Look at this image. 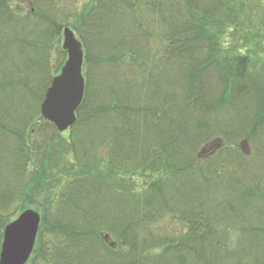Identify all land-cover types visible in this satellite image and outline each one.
I'll use <instances>...</instances> for the list:
<instances>
[{
  "label": "trees",
  "instance_id": "obj_1",
  "mask_svg": "<svg viewBox=\"0 0 264 264\" xmlns=\"http://www.w3.org/2000/svg\"><path fill=\"white\" fill-rule=\"evenodd\" d=\"M58 15L23 17L12 12L10 0H0V36H8L18 54L38 55L10 65L0 58V244L16 213L39 204L42 222L27 264H100L104 258L107 264H244L245 257L261 264L246 252L262 259L264 252L243 239V257L231 256L238 246L232 237L245 234L244 220L238 234L232 226L228 246L214 232L222 218L214 216L213 230L207 217L228 193L236 202L227 207L231 215L239 204L260 209L264 186L223 177L224 168L204 169L197 154L218 135L229 138L226 150L233 152L234 138L243 129L248 139H264V83L258 76L251 79V70L235 69L232 56L221 50L218 33L237 20L234 0H96L73 26L85 48L86 92L68 134L41 116L53 74L38 47L27 42L32 35L21 36L26 27L30 31V22L41 28L32 41L60 34L67 23ZM156 58L162 64L151 72ZM133 67L136 72L128 76ZM234 104L242 113L238 122L229 117ZM48 124L60 146L70 143L73 162L87 172L64 179L55 199L43 198L56 178L44 166L36 173L30 169L33 155L27 143L39 125V131L51 135ZM48 142L53 140L45 142L44 156ZM262 146L255 156H264ZM105 161L128 174L164 165L168 172L139 194L136 183L126 182L134 189L120 190L97 172ZM166 214L183 224L181 233L155 232ZM254 230L264 233V225Z\"/></svg>",
  "mask_w": 264,
  "mask_h": 264
},
{
  "label": "rangeland",
  "instance_id": "obj_2",
  "mask_svg": "<svg viewBox=\"0 0 264 264\" xmlns=\"http://www.w3.org/2000/svg\"><path fill=\"white\" fill-rule=\"evenodd\" d=\"M95 3L96 0H10V9L12 12L23 17L31 14V12L34 14L45 12L49 16H52L53 11H55L59 14L56 17L60 19V22L65 24L67 23V25L73 29L75 24H79L77 23L78 16L89 12ZM234 5L236 6L237 11L236 22L230 27L224 28L220 32L221 35L218 33L220 36L222 53L224 52L232 56L231 59L234 62L235 69L237 67L241 71L244 69H248L249 71L251 70L250 73L252 74L249 73V77L254 79L256 76H258L260 77V81L264 83V0H234ZM28 25L30 26V31H28V28L26 27V29L21 33V36L27 38V36L30 34L32 35L30 40L27 42L38 47L40 59L45 65L47 63V67L49 66L48 71L51 70L50 74H53L54 77L60 72V69L57 71L56 67L60 63L65 62L68 57L67 52L63 50L62 47L64 39L63 28L60 34L57 33L55 36L50 34V36L47 37L48 39L41 40V38H39L37 39L38 42H35L32 40L33 38H37L39 36L41 28L33 22L28 23ZM45 29L46 27H44L42 30ZM9 33L10 32L7 34ZM0 38V42L5 43L3 45V49L1 50L2 52H0V58L5 56L4 59L7 65H10L12 61L23 62L29 57H38V55L34 54L35 52L32 53L33 51L29 53L27 52L26 55L22 53L18 54L17 52L13 51L12 44L7 39L8 36L2 35ZM152 44L155 45L154 42H150V45ZM23 50H29V48ZM126 57L128 60H130V56L126 55ZM158 59L159 58H156L154 61L152 60L153 64H151V72L160 64H162L161 60ZM123 65L127 66L126 64ZM121 69L127 70V68L124 66H122ZM136 69L137 67H133V71L127 75L130 76L134 74ZM258 82L257 85L259 86ZM33 83L37 84L38 81L33 80ZM38 85H40V83L36 86ZM241 116L242 113L240 109H238L237 105H231L229 117L233 118L235 122H238L237 120H239ZM247 124L248 122H245L243 126L247 128ZM39 126L35 127L34 132L27 139L28 146L33 155L30 169L36 173L37 170H40V168L42 169L44 166L48 169V171L53 173L51 175H54L56 179L51 182L49 189L43 193V198L44 196H51L55 199L56 195L62 188L61 182H64V179H67L68 177L72 178L73 176L77 175L81 176L87 172L79 169L78 166L75 165V162H73L74 158L73 154L69 152L70 149L68 147H70V143L68 141H65V143L63 142L64 146H60L59 138L55 136V129L50 127L49 124L44 125L48 127L45 128L47 133H51V135L46 136L44 133L39 131ZM68 133L69 132H65L63 134ZM246 133V130L243 129L242 132H239L237 138H234L235 144L233 146V152L226 150L228 145L227 141H229V138L218 135L208 139L198 148L197 154H199V163H204V169L208 168V166H212L217 169L220 168L221 170L224 168L226 169L227 174L221 171L223 172V177L229 178L231 180L233 179L235 182L242 180L243 185H248L249 187L252 184L253 187H257L258 185L264 186V156L261 155V153H259L257 156L254 155V152L262 150L264 139L263 137L248 139L246 137ZM217 137L222 138V143L221 145H217L218 147L214 148L210 143L214 142V139H218ZM50 138L53 140V143L50 145L48 142L50 151L47 152V156H44V151L46 150L44 147L47 145L45 142ZM206 145H208V147L205 151L204 148ZM214 149H217L216 152ZM261 152H263V150ZM45 158L47 159L44 160ZM97 172L104 175V177L107 178L111 184L120 190L127 191L126 189H134L131 186H127V183H136L135 187L137 189L134 191H138L139 194H143L145 188H147L151 182L164 177L166 175L165 173L168 171L164 165L160 169L155 170H150V168L149 170H145L144 168L140 167L134 173L131 172L132 174H128L105 161L100 165ZM47 180V183H49L50 181L48 178ZM262 192L264 193V190ZM214 196L216 198L218 197V195ZM226 196L227 198H223L220 200L219 204L216 205L217 210L214 209V211H212L213 216L207 217L208 223L211 225L212 229L214 227L213 225L218 223V220L215 217L218 216L222 218L223 221L220 223V226H217L216 231L214 230L215 227L213 229L215 233H221V235H218L219 241L221 239L222 243H227L228 246L231 245L229 232L232 230V226L235 228L233 233L238 234V229L242 228V223L240 221L244 220L246 224L245 234H243L241 237L236 235L232 237V241H235L238 246L235 249V252L231 253V256L235 257V259L243 257L242 252L244 250H241V248L244 246V244L240 241L242 239L248 245L255 247V249L258 251L264 252V233L262 230H254L256 225H264V203L262 205L263 207L260 209H256L253 205H249L248 207L242 206L241 204L236 205L237 214L234 212V215H231L230 210L227 209V207L231 204L233 205L235 202L234 196L230 193H228ZM43 198H41L39 201L43 202ZM30 208L42 212V207L39 204H32ZM104 210L106 212V209ZM20 212L21 211H18L12 219L17 217ZM167 214L161 222L156 224L155 228L153 227L155 232L168 236L181 233V231L184 229L183 224L180 223V221H178L176 218ZM116 219H118V216ZM156 253H159L158 250H156ZM246 253L252 255L253 261H255V259H261V264H264V259L261 258L262 256H258L259 254H255L250 250ZM244 261L246 264H250V260L247 257H245ZM100 264H107L106 259L104 258V261H102Z\"/></svg>",
  "mask_w": 264,
  "mask_h": 264
},
{
  "label": "water",
  "instance_id": "obj_3",
  "mask_svg": "<svg viewBox=\"0 0 264 264\" xmlns=\"http://www.w3.org/2000/svg\"><path fill=\"white\" fill-rule=\"evenodd\" d=\"M63 35V49L67 51L68 58L61 72L53 78L41 103L42 116L54 123L60 132L75 124L86 87L82 42L69 26L64 27ZM217 145L220 143H212L213 147ZM40 223L41 214L29 208L6 225L0 264H25L28 261L35 248Z\"/></svg>",
  "mask_w": 264,
  "mask_h": 264
}]
</instances>
